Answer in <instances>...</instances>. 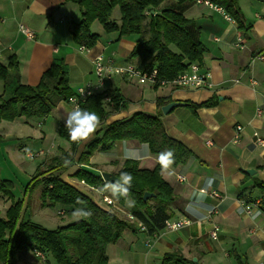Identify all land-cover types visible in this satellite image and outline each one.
Here are the masks:
<instances>
[{
    "label": "crops",
    "instance_id": "obj_1",
    "mask_svg": "<svg viewBox=\"0 0 264 264\" xmlns=\"http://www.w3.org/2000/svg\"><path fill=\"white\" fill-rule=\"evenodd\" d=\"M239 4L250 26L245 31H239L222 12L201 3H194L184 12L199 28V39L206 48L200 66L210 74L207 87H155L118 76L106 80V90L118 89L128 104L121 112L111 111L107 123L137 111L154 115L163 105L179 102L167 114L161 111V120L167 134L192 152L186 163L172 166L170 174H161L174 193L168 207L169 220L187 218L190 224L177 230L163 229L151 239L133 224L106 246L109 264H161L163 255L171 252L187 260L195 259L198 264H264V188L256 186L257 182L264 184V146L255 137L257 134L264 140V60L250 61L251 55L264 54V0H239ZM79 19L78 6L63 0H0V64L6 67L15 62L12 70L17 72L19 82L33 86L53 59H62L68 66V84L74 91L93 80L97 56L117 65L125 63L135 45L134 37H118L102 29L92 48L81 49L70 35V27ZM20 25L32 31L34 37H26ZM238 38L241 42L237 46ZM5 92L0 81V95ZM157 98L164 100L161 107L157 106ZM208 100H214V105L191 106ZM66 110H70L69 104L61 101L49 115L37 118L38 122L51 125L57 134L58 126L65 123L61 117L66 116ZM30 124L25 117L0 122V176L2 166L5 174L18 175L24 196L34 170L27 173L14 152L32 142L24 137L41 139V147L46 138L45 130L35 132ZM237 125L241 130L236 140ZM55 144H51L53 155L69 148L61 140ZM145 145L135 140L117 141L111 150L97 152L89 159L98 167L91 169L98 174H115L125 159L138 161L140 168L153 169L158 156L146 152ZM247 169L254 173H246ZM71 173L66 172L64 179L80 185ZM10 181L12 196L22 199L14 194L15 184ZM8 201L0 195L1 217H5ZM245 204L251 207L248 213ZM27 205L24 201L23 215L30 219ZM123 206L124 211H130L126 200ZM208 210L214 212L208 216ZM120 213L125 216V212ZM211 223L219 227L216 240L210 238ZM147 240L150 245H146Z\"/></svg>",
    "mask_w": 264,
    "mask_h": 264
},
{
    "label": "trees",
    "instance_id": "obj_2",
    "mask_svg": "<svg viewBox=\"0 0 264 264\" xmlns=\"http://www.w3.org/2000/svg\"><path fill=\"white\" fill-rule=\"evenodd\" d=\"M63 1L79 8L80 19L70 27V35L72 42L80 48L90 49L96 44L99 34L91 27L98 22L107 34L134 37L135 45L125 63L142 70L155 67L161 79L172 80L191 63L201 65L206 48L199 39V28L184 15L196 0ZM208 1L222 8L239 31L249 29L239 0ZM115 7L119 11L118 19L112 18ZM15 67V62L6 67L0 64V81L6 91L0 95V122L17 117L44 118L59 102L67 101L73 94L68 84V66L62 59H53L33 86L19 82L17 72L13 71ZM105 93L109 102L105 100L104 92H99L87 96L80 104L82 109L93 111L100 117V126L93 138L84 142L78 152L81 143H73L65 123L60 124L57 134L68 143V150L60 149L57 154L42 161L26 186L29 193L37 188L40 190L42 206L60 205L63 209L58 211L66 212L71 219L69 223L48 229L25 219L23 199H12L11 181L0 176V195L11 199L5 217L0 216V264H18L19 261L25 264H109L105 248L114 243L125 228L142 223L147 235L163 230L165 221L170 218L168 207L174 193L162 178L159 163L148 170L140 168L134 159H125L115 173L119 176L126 171L133 176L129 197L117 199L121 205L126 199L134 201L128 211L134 217L133 221L94 199L93 192L64 179V174L70 170L71 177L78 181L89 186H103L105 182L92 171L98 167L89 159L97 152L111 150L120 140L147 144L150 153L156 156L171 149L175 156L172 166L184 164L192 157V152L185 145L167 134L160 109L154 115L137 111L128 118L107 123L111 111L121 112L127 109L128 104L118 89H107ZM156 103L161 107L164 100L157 98ZM214 103V100H208L191 106L209 107ZM65 160L69 161L67 165ZM256 186L264 188L262 182H257ZM145 192L153 193L154 197L143 201ZM78 200L80 203H77ZM77 208L91 215L74 219L72 213ZM35 251L42 252L44 258H38ZM161 264H198V261L187 260L178 252H171L163 255Z\"/></svg>",
    "mask_w": 264,
    "mask_h": 264
},
{
    "label": "built area",
    "instance_id": "obj_3",
    "mask_svg": "<svg viewBox=\"0 0 264 264\" xmlns=\"http://www.w3.org/2000/svg\"><path fill=\"white\" fill-rule=\"evenodd\" d=\"M197 3L204 4L210 8H213L215 10H218L224 14V16L228 19L230 17L223 11L222 8L214 5L208 0H196ZM19 29L26 35L28 38H33L34 34L32 31L24 28L22 25L19 26ZM241 39H237L236 45H240ZM81 49H84L81 47ZM255 60H264V54L257 53L254 55H251L250 61L253 62ZM93 72L96 75L95 81H87L84 84L78 86L74 91L73 94L67 99V103L70 106V110L75 107L77 104L80 106L81 102L85 100L87 96H90L94 93L104 92L105 100L109 102V97L106 95L105 91V82L108 79H111L114 76H118L121 78H125L129 81H135L138 84H148L150 86H165V85H172L176 88H203L207 87L208 84V78L210 76L209 72L206 69H203L200 65L196 63L189 64L188 68L176 75L175 78L168 81L165 79H161L158 77L157 69L155 67L149 69V70H142L140 68H136L135 66L131 64H115L113 60H107L105 61L102 56H97L93 61ZM252 84H255L256 82L254 80H251ZM83 90V92H82ZM241 130V126H236V134L235 139H238V132ZM256 141L260 145L264 146V140L260 139L257 134H255ZM43 151L38 150L36 152H26V157L32 159L36 156L42 155ZM100 176V173H99ZM102 179V177L100 176ZM180 181L184 180L183 176H178ZM103 182H105L102 179ZM79 184L83 186L86 190H89L93 192L94 199L101 201L103 204H105L107 207H110L118 212H125V217L133 221L134 217L128 212L124 211L122 205L118 202L116 198H113L109 193L103 192L101 193L99 189H101L102 185L97 186H89L85 184L83 181H79ZM246 212H250L251 207L249 205L244 206ZM214 211L208 210L207 214L210 216ZM63 211H58V214H62ZM190 224V220L187 218H183L176 221H170L169 219L165 221L163 229L165 230H177L184 226H187ZM138 230L145 232V226L142 223H137ZM218 232L219 227L216 223H211V229H210V238L213 240H216L218 238ZM157 234L148 235V239L154 238ZM146 245H150L149 240L146 241ZM35 255L43 259L44 255L40 251H35Z\"/></svg>",
    "mask_w": 264,
    "mask_h": 264
},
{
    "label": "rangeland",
    "instance_id": "obj_4",
    "mask_svg": "<svg viewBox=\"0 0 264 264\" xmlns=\"http://www.w3.org/2000/svg\"><path fill=\"white\" fill-rule=\"evenodd\" d=\"M112 18H114V19L119 18V11H118L117 7H115L112 11ZM91 30L93 32H96V33H101L102 27L98 22H94L92 24ZM91 75H92V79H93L92 81H95L96 75L93 72V70H92ZM30 123H31L30 125L32 126L33 131H35V132H40L41 130L46 131V138L44 141L46 144L42 143V147H41V141H42L41 139H39V138L35 139V137H31V138L24 137L25 139L32 140V142L28 141V142H26V146H22L21 148H19V147L16 148V152H14V156L15 155L18 156L20 163H22L23 166L26 167L27 173L30 172L31 168H33V170L35 171L37 169L38 165L42 161H44L46 158H48V156H50V155L52 156L54 154V150L51 149V144L57 143L58 140H61L62 142L67 144V142L64 139L60 138L56 134V131L54 130V128L51 125H49V124L41 125V124H39L37 118L30 119ZM55 139L57 142H54ZM25 150L26 151L28 150L27 152H36L38 150H42L43 154L30 159V158L26 157ZM1 169H2V173H3L2 174L3 176L1 175L2 177H6L9 181L10 180L14 181L13 182L15 184L14 194L20 195L18 197H22L23 203L25 201V204L26 203L28 204L26 214H28V213L30 214V216H31L30 219L32 221H34V222H36V223H38V224H40L43 227L48 228V229H53L55 227L62 226V225L67 224L71 221V219H69L68 216L66 215V212H64L63 214L56 213L58 210L63 209L60 205L55 204V205H53V207L42 206L41 201H40V197H39L40 190L38 188L36 190H34L32 193H29V191L25 190V196L22 195V192H24V191L21 190L20 183H19V179H20L19 176L18 175L5 174L3 166L1 167ZM34 171H33V173H34ZM32 174H30V175H32ZM11 186L13 187V185H11ZM12 199L16 200L17 198H14L12 196ZM19 199H21V198H19ZM10 200L11 199H9V201L7 202V205H10ZM101 204H102V202H101ZM122 207H124V206L122 205ZM25 257H24V260L27 259V256H25ZM18 264H25V263L22 261H19ZM113 264H115V263H113Z\"/></svg>",
    "mask_w": 264,
    "mask_h": 264
},
{
    "label": "clouds",
    "instance_id": "obj_5",
    "mask_svg": "<svg viewBox=\"0 0 264 264\" xmlns=\"http://www.w3.org/2000/svg\"><path fill=\"white\" fill-rule=\"evenodd\" d=\"M83 92V90H82ZM65 120V127L68 132V137L73 143L88 142L91 140L100 126V117L93 111L82 109L78 104L71 110H66V116L61 117ZM146 152L150 153V148L145 145ZM157 162L160 165L161 174L169 173L172 165L175 162L174 152L171 149L162 151L158 154ZM69 161L65 160L67 165ZM133 176L129 172H121L116 180H105V183L99 191L109 192L113 198L129 197L132 187ZM77 203H80L78 200ZM128 206H133L134 201L126 199ZM91 213L83 209L77 208L72 216L74 219L88 217Z\"/></svg>",
    "mask_w": 264,
    "mask_h": 264
},
{
    "label": "water",
    "instance_id": "obj_6",
    "mask_svg": "<svg viewBox=\"0 0 264 264\" xmlns=\"http://www.w3.org/2000/svg\"><path fill=\"white\" fill-rule=\"evenodd\" d=\"M258 1H262V0H258ZM181 103L179 102H176V101H173V102H170V103H167L165 105H163L161 107V111L163 114H167L169 111H171L173 108L177 107L178 105H180ZM182 105H185L184 103H182ZM246 173L248 174H253L254 173V170L253 169H247L246 170ZM100 176L102 177V179L105 181L106 179L107 180H110V181H114L117 179L118 176H116L115 174H111L107 171H100ZM154 197V194L153 193H149V192H145L143 194V201H146L147 199L149 198H152ZM195 261V259H193Z\"/></svg>",
    "mask_w": 264,
    "mask_h": 264
}]
</instances>
